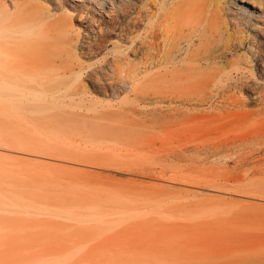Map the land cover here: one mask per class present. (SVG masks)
<instances>
[{
    "label": "rangeland",
    "instance_id": "374dc122",
    "mask_svg": "<svg viewBox=\"0 0 264 264\" xmlns=\"http://www.w3.org/2000/svg\"><path fill=\"white\" fill-rule=\"evenodd\" d=\"M161 1L30 0L80 31L86 87L0 106V264H264V0H214L221 30L165 67Z\"/></svg>",
    "mask_w": 264,
    "mask_h": 264
},
{
    "label": "bare ground",
    "instance_id": "6f19581e",
    "mask_svg": "<svg viewBox=\"0 0 264 264\" xmlns=\"http://www.w3.org/2000/svg\"><path fill=\"white\" fill-rule=\"evenodd\" d=\"M213 1L187 0V11L183 20L175 16L176 9L171 8L170 0H162L156 4L158 8L155 13L150 14L147 29L154 26L156 18L161 20L160 27H165L164 43H168L171 48L168 49L171 56L167 57L164 54L162 63L160 62L161 67L173 62L177 54L189 51L191 44L197 41L206 43L202 36L205 31L207 33L209 30V34L212 35L221 30L222 16L218 11L219 5H215ZM46 7L30 0H12V5L7 1L1 3L0 106L27 100L39 111H48L67 105L81 107L72 103L73 95L86 87L81 84L82 71L75 68L77 57H79L76 52V39L81 35L80 31L73 28L70 22L63 23L61 19L55 18L53 14H50L51 10ZM169 7L170 9L166 11ZM193 17L197 18V21L189 25L184 24V20ZM96 36L97 40L90 44V48L98 44L100 36L98 34ZM227 43L224 45V51L229 49L230 44ZM60 44L63 45L62 50L58 48ZM113 49L115 66L112 67L111 77L120 78L122 81L130 79L135 82L139 77L141 66L121 61L120 54L123 50L118 44H114ZM57 58L60 59V63ZM158 70L160 71L161 68ZM92 74H98V70L93 69ZM88 109L95 111L93 107Z\"/></svg>",
    "mask_w": 264,
    "mask_h": 264
}]
</instances>
